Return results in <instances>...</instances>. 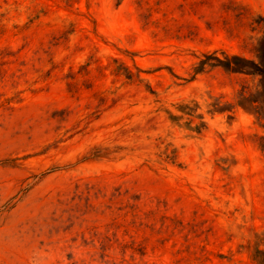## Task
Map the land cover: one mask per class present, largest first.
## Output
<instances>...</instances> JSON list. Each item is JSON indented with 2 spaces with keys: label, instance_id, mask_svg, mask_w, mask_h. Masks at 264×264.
Instances as JSON below:
<instances>
[{
  "label": "rangeland",
  "instance_id": "obj_1",
  "mask_svg": "<svg viewBox=\"0 0 264 264\" xmlns=\"http://www.w3.org/2000/svg\"><path fill=\"white\" fill-rule=\"evenodd\" d=\"M0 264H264V0H0Z\"/></svg>",
  "mask_w": 264,
  "mask_h": 264
}]
</instances>
